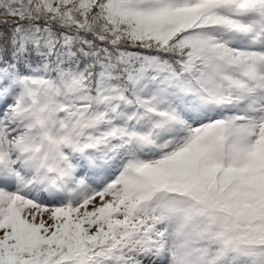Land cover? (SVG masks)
<instances>
[{"label": "rangeland", "instance_id": "rangeland-1", "mask_svg": "<svg viewBox=\"0 0 264 264\" xmlns=\"http://www.w3.org/2000/svg\"><path fill=\"white\" fill-rule=\"evenodd\" d=\"M3 25L34 73L0 117V264H163L156 228L170 264H264V0H0ZM123 109L157 146L109 131ZM66 155L68 192L35 191Z\"/></svg>", "mask_w": 264, "mask_h": 264}, {"label": "trees", "instance_id": "trees-1", "mask_svg": "<svg viewBox=\"0 0 264 264\" xmlns=\"http://www.w3.org/2000/svg\"><path fill=\"white\" fill-rule=\"evenodd\" d=\"M10 28L7 25H3L0 27V106L9 101V98L12 96V92L14 89L13 83L16 81V78L18 77L20 71L15 70L13 75H11V71L6 68L5 66L12 63L17 55V52H9V47H8V41L10 38L9 35ZM185 55H183L184 57ZM10 61V63L8 62ZM3 67V68H2ZM160 95V94H159ZM158 99H163V101H166L167 98H163L162 96H158ZM121 116H125L122 125H126L127 127H132L138 134H142L145 132V130L149 129V132L152 133L151 139H154L155 135L157 132H155V126L150 127L149 124L151 123L150 117L147 118V120H141L139 117H136L133 113L132 114H127L125 110H122ZM119 115V113H117ZM112 119H110L109 123L111 122ZM121 125V122H116L115 123V128L114 130H117V128ZM121 125V126H122ZM113 128H111L112 130ZM112 132V131H111ZM117 137H121L122 135H119L118 132H114ZM127 142V141H125ZM138 143H140L138 141ZM103 165L107 164V159L102 158ZM51 177H60L59 175H52ZM152 241H156L152 239ZM161 249L159 246H156V244H152L150 246L144 247V256H147L148 254H160ZM160 251V252H158Z\"/></svg>", "mask_w": 264, "mask_h": 264}]
</instances>
